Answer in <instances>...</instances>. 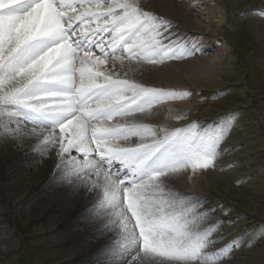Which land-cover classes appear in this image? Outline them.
<instances>
[{
  "label": "snow or ice",
  "instance_id": "6c2138e0",
  "mask_svg": "<svg viewBox=\"0 0 264 264\" xmlns=\"http://www.w3.org/2000/svg\"><path fill=\"white\" fill-rule=\"evenodd\" d=\"M174 27L141 0H0V142L31 141L54 159L53 183L89 191L79 220L95 264H226L247 246L246 228L225 243L242 217L175 188L216 166L232 120L155 124L158 106L190 93L134 75L201 51Z\"/></svg>",
  "mask_w": 264,
  "mask_h": 264
},
{
  "label": "rangeland",
  "instance_id": "374dc122",
  "mask_svg": "<svg viewBox=\"0 0 264 264\" xmlns=\"http://www.w3.org/2000/svg\"><path fill=\"white\" fill-rule=\"evenodd\" d=\"M186 1L196 7L191 19L201 20L197 24L203 29L208 21L205 0ZM219 3L222 9L226 5L223 20L220 25L215 23L217 30L212 33L213 39L200 41V47H204L209 56L223 53L225 62L221 69H213L217 74L214 75L216 81L210 80L208 84L211 88L207 85L192 90L195 93L193 104L199 106L184 115L183 121L187 122L179 127L192 122H197L200 128L215 127L223 119L232 120L230 132L222 142L226 151L218 155L214 168L203 171L199 188L192 193L200 194L211 205L230 208V217H242L232 227L224 229L231 233L225 243L240 234L236 229L246 228L249 236L244 243L247 246L235 251L226 264H264V236L252 239L264 232V18L253 11L264 9V0H219ZM53 168L43 177L42 185L53 183ZM31 176L32 180L38 179L35 174ZM53 184L57 188L55 200L44 209L40 205L31 206L26 214L23 208L14 205L13 198L7 197L4 168L0 165V205L7 227L12 231L11 238L0 246V264H77L76 261L95 264L97 239L89 226L79 220L83 207L90 206L87 204L88 190L80 188L72 195L71 190ZM176 189L190 193L183 186ZM32 194L35 197L36 194ZM66 197L74 199L71 207L62 205ZM37 211H41L39 221L35 216ZM41 225L52 227L58 233L42 234ZM71 228L78 231L65 233Z\"/></svg>",
  "mask_w": 264,
  "mask_h": 264
},
{
  "label": "bare ground",
  "instance_id": "6f19581e",
  "mask_svg": "<svg viewBox=\"0 0 264 264\" xmlns=\"http://www.w3.org/2000/svg\"><path fill=\"white\" fill-rule=\"evenodd\" d=\"M141 2L147 10H153L156 13L161 14L164 17L170 19L175 26V31H179L183 34L188 35L189 37H197L200 39V41H210L211 39H213L212 33H215V31L217 30V28L215 27V23L217 22L219 25L221 24L223 20L222 12L226 7L225 5V7L222 9L221 5L223 3L221 2L222 4H220L219 0H205L204 4L205 9L207 10L206 17L208 18V21L205 27L201 29L197 24V21L201 20L197 18H195V20L191 19L192 14L196 10V7L189 4L186 0H141ZM213 6L215 8H213ZM197 12L198 14L200 13V11ZM208 30L211 32H209ZM205 34L208 35L205 36ZM202 45H206V43L202 42ZM200 48L201 51L198 52L194 57H188L182 61H171L164 66H154L148 69L147 71L140 69L134 73L135 78L137 80H147L149 83H152L156 86H162L168 89L188 90V92L190 93V95L186 98L169 100L168 102L158 106L155 110V116L150 118L151 122L155 124L167 123L174 127H179V125H181L183 122H187L183 121V119H175V116L177 114L184 116L187 112H191V110L194 109L195 106H199L197 103L193 104L194 101L192 99V95H195V93L193 94L194 91L192 90H198V88L201 87L204 88L205 86L211 83L210 80L214 82L216 81L214 80V75L217 74V71L213 72V69L217 67H220L221 69V64L225 62V59L222 56L223 53L219 52L218 54L216 53L214 55L209 56L206 54V49L204 47ZM116 70H120L119 65H117ZM29 127H31V125H29ZM0 165L4 168V179L6 181V189H4L8 194L7 197L13 198L14 205L18 208H23L24 211H26V214L28 213L31 206L33 207L34 205H40L41 208L44 209L46 208L45 206L50 205L53 200H55L54 196L57 192V188L55 187V185L53 183H43L44 185H42L43 177L47 175L48 172L52 170V167L54 166V159L48 157L41 158L38 153H32L31 141L26 145V147L21 148L15 147L14 142L12 141H8L6 143L0 142ZM32 173L35 174V178H38L37 180L31 179V177H33L31 176L33 175ZM202 176H204L203 171L197 172L196 174H192L190 170L185 171L175 178V187H186L187 191L192 193L193 191H196L199 188L200 177ZM31 188H34L32 190V193L36 194L34 195L35 197H33V194L30 192ZM7 189L10 190V193ZM11 192H15L16 195H13ZM74 193L75 192H73L72 195ZM87 195L89 196V191ZM73 204L74 199H69L67 197L63 200L62 203L64 207H71ZM1 206L2 205H0V233H4V236H0V246L5 243V240L11 238L10 233H12L11 228L7 227L5 213ZM37 212L38 213H35V216H37L36 219L39 221L41 220V211ZM46 226L41 225L40 230H42V234L47 232L58 233L57 230L53 229L52 227ZM77 231L78 230H76L75 228H71L67 229L65 233L70 234L76 233ZM76 262L77 264H83L79 261Z\"/></svg>",
  "mask_w": 264,
  "mask_h": 264
}]
</instances>
